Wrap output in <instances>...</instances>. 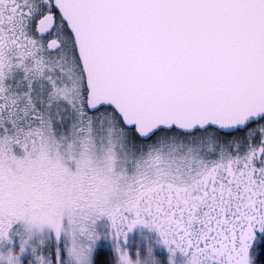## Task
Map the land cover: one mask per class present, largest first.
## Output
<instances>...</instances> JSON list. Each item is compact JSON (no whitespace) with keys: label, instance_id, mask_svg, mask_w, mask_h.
Instances as JSON below:
<instances>
[{"label":"snow or ice","instance_id":"6c2138e0","mask_svg":"<svg viewBox=\"0 0 264 264\" xmlns=\"http://www.w3.org/2000/svg\"><path fill=\"white\" fill-rule=\"evenodd\" d=\"M0 264H264V0H0Z\"/></svg>","mask_w":264,"mask_h":264},{"label":"rangeland","instance_id":"374dc122","mask_svg":"<svg viewBox=\"0 0 264 264\" xmlns=\"http://www.w3.org/2000/svg\"><path fill=\"white\" fill-rule=\"evenodd\" d=\"M130 242L133 251L136 250L137 244L143 249L149 242H155L158 238V232L155 228L149 227L148 225H137L133 231L129 234ZM108 248L112 250L111 241L105 238H101L97 241L96 253L100 248ZM155 251L157 254L166 257L168 255L167 248L163 244H156Z\"/></svg>","mask_w":264,"mask_h":264},{"label":"trees","instance_id":"16d2710c","mask_svg":"<svg viewBox=\"0 0 264 264\" xmlns=\"http://www.w3.org/2000/svg\"><path fill=\"white\" fill-rule=\"evenodd\" d=\"M110 252H111L110 249L103 247V248H100V249L98 250L97 254L99 255V254L102 253V254H104V255H107V254H109Z\"/></svg>","mask_w":264,"mask_h":264},{"label":"clouds","instance_id":"9594fccd","mask_svg":"<svg viewBox=\"0 0 264 264\" xmlns=\"http://www.w3.org/2000/svg\"><path fill=\"white\" fill-rule=\"evenodd\" d=\"M154 243V242H153Z\"/></svg>","mask_w":264,"mask_h":264}]
</instances>
